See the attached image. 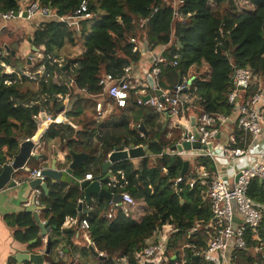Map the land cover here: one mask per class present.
I'll return each instance as SVG.
<instances>
[{
	"label": "trees",
	"instance_id": "1",
	"mask_svg": "<svg viewBox=\"0 0 264 264\" xmlns=\"http://www.w3.org/2000/svg\"><path fill=\"white\" fill-rule=\"evenodd\" d=\"M81 1L38 0L58 17L72 14ZM245 1L252 9L240 11L236 0H87L90 16L78 20V29L54 20L41 23L33 37L36 46H46L50 57H61L56 72L63 85L72 81L75 91L86 89L91 94L103 90L99 79L104 74L123 78L124 68L140 59L139 42L146 43L149 49L164 45L166 61L159 64L157 85L170 91L179 79L194 77L189 89L198 109H190L189 113L196 117L200 111L231 114L233 107L227 102V94L235 89L231 79L234 65L251 70L250 85L245 92L264 91V0ZM22 2L0 0V14L17 10ZM75 33L79 34L81 47L72 56L71 51L66 53V45L77 44ZM173 60L177 65L171 64ZM152 63L149 70L156 62ZM46 68L45 85L37 83L38 74H23L21 83L11 84L3 81L6 74H0V171L18 148L17 134L22 131L23 137H31L37 131L35 116L42 107L50 110L58 105L53 93L58 91L55 85L51 86L50 93H42V88L52 83L54 75L52 67ZM128 102L136 105L146 134L130 127L124 114L126 107L112 105L109 119L101 120L93 115L82 119L83 124L75 129L67 124L51 123L41 139H48L54 130L53 136L61 137L70 152H85L87 157L76 172L80 178L86 173L101 178V165L115 145L143 146L150 140L145 156L112 164L111 175L103 180L115 193L128 192L135 200L134 205L142 206V215L135 218L132 213H126L127 206H119L115 215L107 217L104 200L96 194L78 213V200L83 198L79 186L65 182L50 184L47 193L40 188V216L53 222L48 235L50 250L45 255L48 264H74L71 258L63 259L57 253L56 245L61 232L69 237L66 242L72 245L74 230L62 224L66 216L77 215L87 220V236L93 247L110 256L101 259L88 247L80 249L98 264H115L121 258L127 264H137L136 252L156 242L157 231L164 224L176 228L167 242L170 253L183 258L186 264H211L195 253L207 246L209 228L206 226L212 216L205 195L206 183L196 178V170L201 164L209 170L212 166L201 156L192 160L160 154L179 136L167 137L158 112L153 107L136 104L132 93ZM115 115L119 117L116 121ZM236 131L242 137V132ZM247 139L250 140V136ZM70 159L71 154L67 152L66 162ZM184 159L189 160V167L177 181ZM247 194L264 207V179H252ZM4 220L13 229L14 239L27 244L29 251L45 248L39 237L40 228L30 211L6 215ZM244 237V248L227 252L230 263L264 264V211L257 227H248Z\"/></svg>",
	"mask_w": 264,
	"mask_h": 264
},
{
	"label": "built area",
	"instance_id": "2",
	"mask_svg": "<svg viewBox=\"0 0 264 264\" xmlns=\"http://www.w3.org/2000/svg\"><path fill=\"white\" fill-rule=\"evenodd\" d=\"M36 14L56 15L50 7L42 6L38 0H35L27 3L26 6H20L17 10H7L0 16L2 19L8 20L13 17L31 18ZM174 15H177V11L174 12ZM89 16L87 0H82L72 14L57 17L59 21H63L69 27L72 24L78 25L79 19ZM132 41H134L133 38ZM35 56L41 60L44 67H52L54 75L56 74L55 65L57 61H60L59 58L48 56L44 50H37ZM165 61V56L157 57L156 63L144 81H138L132 77L131 66L124 68V75L121 79L114 78L110 73L104 74L99 79V84L103 90L101 93L92 94L103 97L96 102L97 115L100 117L105 112L110 111L112 105L125 107L132 93L136 104L150 106L157 112L166 113L168 119L172 120L174 124H180L182 120H189V110L196 107L193 104V94L189 89L191 79H179L170 91H165L159 87L156 83L160 73L159 64ZM2 62L0 59V74L6 73L8 80L3 81L6 84H11L12 80H10L9 75L15 71L12 66ZM171 64L177 65V61L173 60ZM24 74L33 73L26 72ZM148 76L154 81V86H150ZM251 77V70L248 67H236L234 65L231 79L234 81L235 89L227 94V102L233 107L232 113L200 111L198 117L193 115L195 125L200 133L199 137L197 139L194 137L191 132V124H188L186 137L184 138L182 133L174 141V143H179L182 140L191 143L198 141L199 148H191L181 152L169 148L160 153L171 156L180 155L192 160L201 156L204 161L212 166V169L209 170L201 164L196 170V178L200 179L202 183H206L205 195L210 203L212 216L206 226L209 228L207 246L199 253H195L211 264H231L227 252L234 248L245 247L244 234L246 229L248 227L255 229L261 220L262 211H264V207L247 194L252 179H264V145L260 149L256 148L264 139V91H256L252 94L245 92L250 85ZM37 82H39L38 79ZM239 86L243 89H239ZM155 88L162 90L163 99L155 94ZM82 90L88 92L86 89ZM144 95L150 96L144 100L142 98ZM47 121L53 122L54 119L48 116V120L45 122ZM235 129L242 132V137L238 135ZM247 136H250V140L247 139ZM124 148L128 147L124 146ZM219 165L227 166V174L222 175ZM40 169H33L30 173L31 177H40L41 180H44L45 177L40 174ZM85 178L92 179L93 177L90 173H86ZM181 179L182 176L180 175L177 181ZM112 181H114L113 178ZM34 193L36 198L40 194V188L36 187ZM114 204L133 206L135 200L128 192H122L121 202ZM106 216H112L111 210L106 213ZM63 225L79 226L82 229L88 228L87 220L85 218L80 219L78 216H67ZM175 230L176 228L172 224H164L157 231L156 242L150 243L136 252L137 264H186L183 258L180 259L177 254L170 253L167 248L169 237ZM99 254L104 255L102 252ZM115 264H127V261L121 258L116 260Z\"/></svg>",
	"mask_w": 264,
	"mask_h": 264
},
{
	"label": "crops",
	"instance_id": "3",
	"mask_svg": "<svg viewBox=\"0 0 264 264\" xmlns=\"http://www.w3.org/2000/svg\"><path fill=\"white\" fill-rule=\"evenodd\" d=\"M29 2H30L29 0H23L21 6H26L27 3ZM13 18L4 20L0 16V59L3 61L2 63H7L8 65L12 66L15 71V73H12L9 75V78L10 80H12V83H21L22 75L26 72H30L29 71L30 68H33L39 65L36 68V70L32 71V73L39 75L38 77L39 82L37 83L45 85L44 81H45V76L48 73V69L44 67L41 63V60L39 58H36L35 56V52L37 50H41V48H40V44L36 46L34 42L33 33L35 29L40 27L41 23L50 22V21L59 20V19L56 15L44 16L40 14H36L31 18L16 17L18 19H16L15 21L14 20L12 21ZM25 43L27 47L24 46ZM138 48L141 54L140 59L136 63H133L132 65H130L131 75L134 79H137L138 81H144V78L150 72L149 69H150V66H152L153 64L152 62H155V59L159 56L161 57L165 56L164 50L166 47L162 45L161 48H159V46H156L154 49H149L146 43L139 42ZM54 51L56 50L54 49ZM44 52L48 55L45 49H44ZM58 58L61 59V57H58ZM60 64L61 63H56L55 69ZM64 64L62 66L63 68H64ZM52 85H55L58 88V91H53V93L56 96L58 105L54 107L51 104L50 106L52 107L50 110L47 109V107H42L41 110H44L48 116L54 119V121L45 122L43 131L42 132L36 131L31 136V138L35 140L34 150L38 154H40L41 157L29 159L27 164L30 167V171H27L21 168V169H18L11 176V179L15 180L14 186H11V187L4 186L2 189H0V264H16V261L13 258V254L15 253V251L21 250V249H28L27 244L19 242L14 239L13 233H12L13 229L6 224L4 217L6 215H15L22 211H28L26 210V208L31 204L32 199L35 196V193H34L35 187H32L30 185V181L33 179L30 175L31 171L33 169H39L44 166H48L51 164L52 161H55L57 167L65 169L69 166V164L72 162V159H73L72 154H71L72 152H70L68 148L66 147L65 141L61 137L53 136L54 130L50 132L49 138L46 139L45 141L41 139L42 135L48 129L51 123H63V124H67L71 126L74 129L78 128L81 124H83V122H80L82 119L89 118L90 116H93V115H97L96 106H95L96 102L103 98L101 95H98V96L92 95L83 90L75 91V87L72 81H70V83L67 85H63L59 80L57 72L55 75H53L52 83L42 88V93L43 94L50 93V90H51L50 88ZM94 102H95V105H94ZM125 107H126V110L124 111L125 112L124 114H125V118L127 119L130 127L138 128L139 130L140 125L141 124L143 125V121L141 120V115L138 112L136 105L132 104V102H128ZM194 109L196 110L198 109V107L196 106L194 107ZM76 111L78 112L76 113ZM108 112L109 111L105 112L100 117L98 116L99 119L101 120L109 119ZM158 114H159L160 121L163 122L162 127L163 128L166 127L167 129L166 136L169 137L170 128L174 125V123H172V120L168 119L166 113L158 111ZM115 116L116 117L114 118V121L119 119L118 115H115ZM189 116H190L189 120H182L180 124L178 123V126H180L181 129H182V125L186 127L188 124H191L192 120H194L193 114L189 113ZM231 127L232 125L230 126V128ZM22 135H23L22 131H20L17 134L18 145L23 139L27 138V137H23ZM263 145H264V139L256 146V148L260 149ZM130 146H126V147H130ZM67 152L71 154V159L68 162H66ZM110 167L107 169L106 172H103L101 169V176H100L101 178L107 172H109L110 174ZM219 167L222 170V172H226L227 174V170H226L227 166L219 165ZM77 169L79 168L72 169L71 175L74 176L78 181H80L85 178V175L82 176L81 178L77 177L76 175ZM93 178L98 179L96 177H93ZM44 181L47 184L48 189L50 187V184L61 183V182H54V180L49 177H46ZM65 183L69 185H74L68 182H65ZM101 186L109 190V188L107 187L108 185H105L103 181L101 182ZM80 188L82 189V192H83V198H79L78 200V206H77L78 213H80L81 210L83 209V206H84L83 204L86 201H89L91 199V196L93 195L92 194L90 196L89 200H86L84 197L83 188L82 187ZM38 196L35 198V203L37 207H40L39 210H37V213H38L40 221L43 223V225H45L43 229L39 226L38 222L36 220L35 221L37 222L40 228L39 237L41 241L45 243V248L38 249L33 252H44L46 249L47 241H50L48 235L51 232L50 226L53 222L51 220H45L41 218L40 211H41L42 205H40L38 202ZM112 205L113 204H110L106 212H109V210H111V214H112V211H113ZM127 207H130V206H127ZM130 209H133V208H130ZM130 209L127 208L126 213L130 212ZM130 213L133 214V212H130ZM62 226L70 228V229L72 228L74 230V234L71 237L72 245L68 244L70 242L68 243L66 242L69 237L63 232H61V234L57 236V238L59 239V242L56 245L57 246L56 249L58 250L57 253L59 255H62L61 257H63V259H67V258H71L72 260L82 259L83 261H85L84 263H89L90 259L93 257L89 255H85L80 251V249L83 247L89 248V245L93 246L92 241L87 236V229H82L79 226H65L63 224ZM50 245H51V242H50ZM43 264H48V261L46 260L45 255H44Z\"/></svg>",
	"mask_w": 264,
	"mask_h": 264
},
{
	"label": "water",
	"instance_id": "4",
	"mask_svg": "<svg viewBox=\"0 0 264 264\" xmlns=\"http://www.w3.org/2000/svg\"><path fill=\"white\" fill-rule=\"evenodd\" d=\"M25 16V15H24ZM192 77L191 79H193ZM150 86H154V81L150 76L147 77ZM239 89H243V87L239 86ZM155 94L159 95L161 99L162 90L161 89H154ZM150 95H144L142 98L144 100L148 99ZM38 122L37 132H42L44 129V123L48 120V115L45 113L44 110H41L39 116L35 118ZM183 129V137H186L187 128L182 125ZM139 131L146 134L145 127L141 124L139 127ZM191 132L194 137L197 139L200 135L197 127L195 125L194 120L191 121ZM219 137V134L217 135ZM36 138V137H35ZM150 140L143 146H133L131 145L128 148H124L123 144L115 145L113 149L109 152L107 160L101 165V169L103 172H106L107 169L114 163L128 160V159H135L139 157H143L146 155L147 150L149 148ZM203 147V146H202ZM35 140L31 137L23 139L19 145L17 151L12 155V158L9 162L3 163L2 168L0 171V189L4 186L11 187L15 185V180L11 179V176L18 170V169H25L30 171V167L28 166V161L30 158H40L41 155L38 154L35 150ZM191 148H199L198 141H193L192 143L186 140H182L179 143H174L170 149L173 151H184L189 150ZM72 162L69 166L65 169L56 166L55 161H52L50 165L44 166L40 169V174L42 176L49 177L54 180V182H68L83 188L84 197L86 200H89L92 194H96L100 199H104V210H107L111 203H120L121 202V193H113L106 189L105 187L101 186V182L103 179L108 177L110 174L109 172L105 173L102 178L98 179H87L84 178L78 181L74 176L71 175V170L80 168L83 164V161L87 157L85 152L75 153L72 152ZM174 156H172L173 158ZM189 167V160H183V166L180 171V175L184 176ZM30 185L32 187H41L45 193L48 192L47 184L44 180H41L40 177H35L30 181ZM40 207L36 206L35 203V196L32 199L31 204L26 208V210L31 211L35 217V220L38 222L39 226L43 229L45 225L40 221L37 210ZM80 208V207H79ZM90 250L101 259L110 258V256L100 255L99 252L92 246L89 245ZM50 250V241H47L46 249L44 252H32L28 249H21L15 251L13 254V258L16 261V264H23L25 262H29L31 264H43L44 263V255L49 254ZM175 258V257H173Z\"/></svg>",
	"mask_w": 264,
	"mask_h": 264
},
{
	"label": "rangeland",
	"instance_id": "5",
	"mask_svg": "<svg viewBox=\"0 0 264 264\" xmlns=\"http://www.w3.org/2000/svg\"><path fill=\"white\" fill-rule=\"evenodd\" d=\"M236 2H237V6H238V9L240 10V11H244V10H250V9H252V5H250L249 3H247L245 0H236ZM212 4H213V2H211ZM16 19H18V18H13L12 19V21L14 20H16ZM11 21V20H10ZM67 25V24H66ZM89 25V24H88ZM75 26V27H74ZM70 28H76V29H78V25H74V24H72V26L70 25L69 26ZM78 33H75L74 34V38H75V41L77 42V44L76 45H73V44H70V43H67V50H66V53L68 52V51H71V55L73 56L74 54H76L78 51H80V47H81V44H80V42H81V40L78 38ZM24 46L25 47H27V45H26V43L24 44ZM40 48H41V50L43 51L44 49L46 50L47 48H46V46L44 45V44H41L40 45ZM159 48H161V46H159ZM2 75V74H1ZM91 102V101H90ZM112 111H113V107H112ZM117 113V112H116ZM183 131H182V129L180 128V126H178V124H174L171 128H170V135H175V136H180L181 135V133H182ZM169 135V136H170ZM226 174V172H222V175H225ZM113 205V211H112V214L111 215H115L117 212H118V209H119V206H124V205H122V204H118V205H114V203H112ZM126 208V207H125ZM128 209H130V208H133V209H130V212H133V216L135 217V218H138V217H140L141 215H142V206H140L139 205V203L137 204V205H133V206H130V207H127ZM254 251H256L255 249H254ZM90 261L91 262H89V263H84L85 261H83L82 259L81 260H78V259H74V260H72V262L74 263V264H98L97 263V261L94 259V258H91L90 259ZM87 262V261H86Z\"/></svg>",
	"mask_w": 264,
	"mask_h": 264
},
{
	"label": "bare ground",
	"instance_id": "6",
	"mask_svg": "<svg viewBox=\"0 0 264 264\" xmlns=\"http://www.w3.org/2000/svg\"><path fill=\"white\" fill-rule=\"evenodd\" d=\"M4 74H6V73H4ZM7 75V74H6ZM5 80H8V76L5 78Z\"/></svg>",
	"mask_w": 264,
	"mask_h": 264
}]
</instances>
